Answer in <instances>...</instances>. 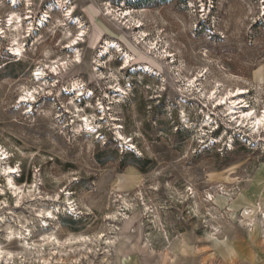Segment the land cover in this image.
<instances>
[{
  "label": "rangeland",
  "instance_id": "rangeland-1",
  "mask_svg": "<svg viewBox=\"0 0 264 264\" xmlns=\"http://www.w3.org/2000/svg\"><path fill=\"white\" fill-rule=\"evenodd\" d=\"M30 2L0 0V264H264V0Z\"/></svg>",
  "mask_w": 264,
  "mask_h": 264
},
{
  "label": "bare ground",
  "instance_id": "bare-ground-1",
  "mask_svg": "<svg viewBox=\"0 0 264 264\" xmlns=\"http://www.w3.org/2000/svg\"><path fill=\"white\" fill-rule=\"evenodd\" d=\"M31 0H10V4L12 5V6H18V5H20V4H28V7H30L31 6V2H30ZM27 2V3H26ZM62 2H60L59 3V6L62 8ZM52 9H53V7H52ZM131 12V11H130ZM129 11H127V12H124V15H125V17L124 18H127L128 16H130L131 15V13H130ZM28 13H30V11H28ZM71 13V12H70ZM27 18L28 19H30V18H32V16L31 15H28L27 16ZM71 18V17H70ZM79 20V19H78ZM77 21V20H76ZM22 22H23V17H22V15L19 13V12H17V11H12L11 12V14L9 15V18L7 19V24H9L10 25V27H12V29H13V31L14 32H12V38L14 39V40H18V37L20 36V33H21V30H20V28H21V26H22ZM83 31V30H82ZM31 35H32V32H31ZM22 37V36H21ZM18 51H20L21 50V46H18L17 48H16ZM244 91V90H243ZM243 91H242V89L241 88H239L238 89V94H242L243 93ZM239 97H240V95H239ZM231 109L233 110L234 109V107H231ZM250 114H252V112L251 113H247V115H250ZM247 115H245V116H247ZM242 122H245L246 120H241ZM252 124L253 125H257V124H259V122L261 121V119H259V118H257V117H252ZM12 183V181H11V179H10V177H9V184H11Z\"/></svg>",
  "mask_w": 264,
  "mask_h": 264
}]
</instances>
